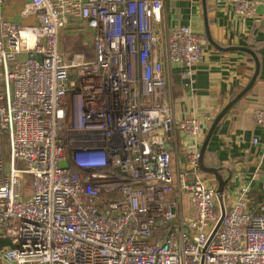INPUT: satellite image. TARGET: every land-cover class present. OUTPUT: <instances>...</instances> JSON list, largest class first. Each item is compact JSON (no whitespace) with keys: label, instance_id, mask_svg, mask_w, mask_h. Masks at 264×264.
Returning a JSON list of instances; mask_svg holds the SVG:
<instances>
[{"label":"built area","instance_id":"built-area-1","mask_svg":"<svg viewBox=\"0 0 264 264\" xmlns=\"http://www.w3.org/2000/svg\"><path fill=\"white\" fill-rule=\"evenodd\" d=\"M4 2L0 238L15 249L0 262L264 264L259 169L241 170L235 194L226 186L223 214L200 168L215 117L178 119L168 98L165 66L201 64L203 38L170 27L161 41L163 0H29L27 26ZM228 2L239 19L257 15L256 3ZM69 25L92 33V60L59 48ZM253 113L264 126V108Z\"/></svg>","mask_w":264,"mask_h":264},{"label":"crops","instance_id":"crops-1","mask_svg":"<svg viewBox=\"0 0 264 264\" xmlns=\"http://www.w3.org/2000/svg\"><path fill=\"white\" fill-rule=\"evenodd\" d=\"M249 1L257 4V15L244 20L236 17L228 0H207L206 13L202 0H163L161 23L154 27L161 41L170 27L187 26L204 41L201 64L190 69L165 66L168 98L178 119L207 114L216 119L251 83L259 64L256 82L217 127L205 161L208 167H221L232 194L243 182L242 169L251 175L259 169L257 186L251 193L257 200L264 191V126L256 125L253 112L264 108V0ZM28 5L29 0H5L3 14L15 24H34L37 20ZM188 73L191 81L186 78ZM255 138L259 145L253 144Z\"/></svg>","mask_w":264,"mask_h":264},{"label":"water","instance_id":"water-1","mask_svg":"<svg viewBox=\"0 0 264 264\" xmlns=\"http://www.w3.org/2000/svg\"><path fill=\"white\" fill-rule=\"evenodd\" d=\"M206 1L207 0H202V4H203V8H205V13L207 11L206 8ZM206 26V35H207V39L211 42V38H210V30H209V26H207V24L205 23ZM239 50L251 53L249 50L245 49V48H241ZM259 73V64L257 65V71L255 76L253 77V80L251 81V83L242 91L241 94H239L234 100H232L218 115V117L214 120V122L212 123V125L210 126L209 130H208V134L206 136V139L203 143V146L201 148L202 150V154H201V160H200V168L201 170L207 174V175H212L215 177L216 181H217V185H218V195H219V201L222 205V213L224 214L225 210H224V203L222 201V196L225 192L226 186H227V181H225L223 179V177L220 175L219 171L215 168H207L204 164V159H205V155L207 153V148H208V144L211 140V138L213 137V135L215 134V131L217 129V127L219 126V124L225 119V116L227 115V113L230 111V109L235 106V104H237L240 100H242V98L244 97V95L251 89V87L254 85V83L257 80V75ZM63 167H66V165H63ZM222 222V221H221ZM221 224V223H220ZM3 248H11V249H15V247L11 244V242L7 239H3L0 238V250Z\"/></svg>","mask_w":264,"mask_h":264},{"label":"rangeland","instance_id":"rangeland-1","mask_svg":"<svg viewBox=\"0 0 264 264\" xmlns=\"http://www.w3.org/2000/svg\"><path fill=\"white\" fill-rule=\"evenodd\" d=\"M91 39L92 33L86 26L80 25L73 27L69 25L60 34L59 48L68 56L72 54L75 56L82 55L85 60H92L94 57V49ZM5 153L8 156L9 150L6 149Z\"/></svg>","mask_w":264,"mask_h":264},{"label":"trees","instance_id":"trees-1","mask_svg":"<svg viewBox=\"0 0 264 264\" xmlns=\"http://www.w3.org/2000/svg\"><path fill=\"white\" fill-rule=\"evenodd\" d=\"M206 156H207V153H206V155H205V159H204V164H205V166L207 167V168H209V167H211V166H207V164H206ZM211 168H215V169H217L218 171H219V173H220V175L223 177V179L226 181V179H225V177L223 176V173H222V169H221V167H211Z\"/></svg>","mask_w":264,"mask_h":264}]
</instances>
